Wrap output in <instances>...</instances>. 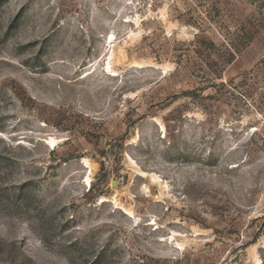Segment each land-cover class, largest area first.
<instances>
[{"label": "rangeland", "instance_id": "rangeland-1", "mask_svg": "<svg viewBox=\"0 0 264 264\" xmlns=\"http://www.w3.org/2000/svg\"><path fill=\"white\" fill-rule=\"evenodd\" d=\"M0 264H264V0H0Z\"/></svg>", "mask_w": 264, "mask_h": 264}]
</instances>
